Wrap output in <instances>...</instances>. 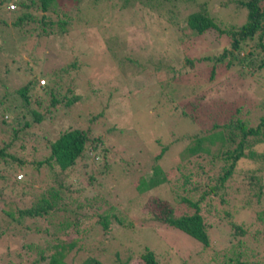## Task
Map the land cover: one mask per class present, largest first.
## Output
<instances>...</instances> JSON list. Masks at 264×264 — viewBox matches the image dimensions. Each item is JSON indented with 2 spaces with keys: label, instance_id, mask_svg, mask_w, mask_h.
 <instances>
[{
  "label": "rangeland",
  "instance_id": "1",
  "mask_svg": "<svg viewBox=\"0 0 264 264\" xmlns=\"http://www.w3.org/2000/svg\"><path fill=\"white\" fill-rule=\"evenodd\" d=\"M239 1L245 0H155L144 8L138 0H80L79 5L72 1V7L62 5L57 13H48L52 18L67 14L72 20L76 29L66 26L65 34L38 37L39 24L33 22L1 28L7 44L0 56L3 82L19 85L29 78V65H35L33 74L38 75L45 58L55 55L45 66L50 69L53 65L58 73H64L66 79L59 78L58 86L63 91L72 89L81 99L67 109L52 111L39 126L26 131V150L19 155L26 162L24 171L8 172L10 183L12 176L24 173L20 180L23 188L13 192L0 189L6 194L0 205V264H33L60 238L76 242L67 255L68 264H82L87 258L113 264L116 253L122 261L131 256L127 264H143L141 255L146 248L155 254L158 264L226 263L234 242L229 237L230 222L252 220V212L240 211L253 192L246 186L253 185L251 175L257 179L256 186H250L256 190L254 195L258 189L261 194L258 205L254 202L250 206L256 211L264 209V142L245 148L247 157L238 161L225 190L201 203L200 213L211 226L207 249L185 233L157 224L142 210L157 196L181 214L187 211L181 198L196 202L203 190L209 191L207 186L215 184L220 163H211L206 152L190 155L187 147L210 127L212 119L225 123L237 106H242L240 113L247 116L246 111L253 110L264 97V78L254 76L242 64L229 69L216 67L210 79V63L197 59L218 55L229 46V38L208 31L197 39L187 25L188 16L203 11L222 29L239 27L246 20V9ZM28 11L41 13L34 8ZM10 17L11 12L0 7V18L6 22ZM54 23L58 28L57 20ZM202 93L207 96L206 103L199 99ZM214 99L224 111L211 116L207 105ZM260 112L252 111L251 126L255 113ZM76 128L91 129L92 136L103 143L95 157L88 155L77 162L65 178L70 191L63 204L42 218H25L21 223L4 215L2 210L38 206L52 181L47 169L37 173L30 164L35 154L37 159L46 154V142L54 141L59 131ZM164 147L166 151L156 160ZM250 152L255 155L249 156ZM155 167L164 172L166 181L139 192L140 182L152 176ZM185 177L191 183L182 185ZM192 185L199 190H191ZM231 209H239L244 218L237 213L226 216V212H234ZM105 214L111 222L108 231L96 223ZM114 215L131 226L114 223ZM250 228L243 238L249 249L246 254L264 260L263 228Z\"/></svg>",
  "mask_w": 264,
  "mask_h": 264
},
{
  "label": "trees",
  "instance_id": "2",
  "mask_svg": "<svg viewBox=\"0 0 264 264\" xmlns=\"http://www.w3.org/2000/svg\"><path fill=\"white\" fill-rule=\"evenodd\" d=\"M36 1V0H35ZM73 2H77L75 5H79L80 0H0V7L5 6L8 12H11L10 21L0 18V56L1 50L5 49L6 40L5 32L1 28H9L10 26L18 27L19 24L25 22H33L39 24V30L37 36L48 38L49 35L65 34L66 26H71L72 20L65 14L64 18H60V14L56 15V18H52L48 15L49 12L57 13V10L67 6L72 7ZM83 1V0H81ZM140 5L148 7L149 2L155 0H138ZM168 1V0H166ZM240 6L246 9V20L239 27H230L222 29L215 24L212 18L205 15V12L198 11L191 14L187 18V25L189 30L193 33L194 37L199 39L205 37L208 31L217 32L218 37L225 36L229 38V46L221 50L217 55L199 57L197 60L201 62L210 63V79L213 78L216 67L218 68H231L235 64H242L251 70L254 76H260L264 78V1L263 0H245L238 2ZM14 5V10H9V6ZM17 8V10H16ZM31 8L40 10L38 14L30 12ZM67 8V9H68ZM63 13V12H62ZM57 20L58 28L54 25V21ZM49 54V52H46ZM49 58H55V55H48L43 63V67H39L40 73L33 74L34 67L29 65V78L19 82V85H12L3 82L4 79L0 78V189L3 187L8 188L9 192H13L18 188H23L20 180L24 179V173L18 174L16 177L12 176V182H9L8 172L24 171L26 162L20 158L22 151L26 148L23 144L24 136L27 130H31L35 125H40L43 122L47 114L52 111H58L61 109H67L75 102L81 99L80 96H76L72 89L63 91L59 86V78L66 79L64 73H58L57 67L50 65V69L46 67V63ZM189 63L190 60H187ZM38 66V65H37ZM251 74V75H252ZM38 77H37V76ZM64 75V76H63ZM64 78H63V77ZM258 77V78H260ZM207 96L202 93L199 96L203 102L206 103ZM213 103L208 104L210 115L222 114V107L218 105L217 99H214ZM43 113L39 109L43 108ZM256 108V109H255ZM242 106H237L234 110L235 113L228 117L225 123H214V119L208 124L210 127L205 129L202 134L197 135L200 137L194 138L192 145L187 147V153L190 155L206 152L207 156H210L211 163L219 162V171L215 175V184L213 186H207L209 191L203 190L202 195L194 202L190 198H181L180 202L187 211L181 214H177L175 207L168 201H165L157 196L150 198L142 210L148 218L160 225L175 228L192 239L199 242L204 249L210 247V237L208 234V228L211 227L205 221L200 213L201 203L205 202L206 197L209 195L217 196L220 192L225 190V184L235 175V169L238 161L241 158L247 157L244 150L254 144H260L264 142V97L257 100L255 107L249 108L246 111L247 116H243L240 112ZM254 110H260L261 112L254 118V125L251 123V113ZM45 113V114H44ZM240 113V115H239ZM185 116L190 117L187 112L183 113ZM245 114V113H244ZM250 116V117H249ZM91 129H66L59 131L57 138L54 141L48 140L46 142V154L41 153V158L35 154L34 160L31 164L35 171H39L41 168L47 169L49 179L52 181V186L45 190V197L41 200L37 207L27 210H15L14 212L4 211V215L11 217L17 223H21L25 218H42L46 216L51 210L58 209L62 204L67 192L70 191V184L67 185L65 178L68 174L72 173L73 168L77 162L93 155L99 149L98 145H102V139L99 137H93ZM33 149H36L34 146ZM216 149V150H215ZM213 150V151H212ZM166 151V147L162 148L160 153L156 155V160L161 159L162 155ZM43 155V157H42ZM103 155V153L101 154ZM255 153L250 152L249 156H253ZM97 156V155H96ZM108 167V164H106ZM202 168V167H201ZM200 168V169H201ZM203 171V170H202ZM39 173V172H37ZM18 176H21L17 180ZM92 179V178H91ZM189 177H185L184 184L191 183ZM44 181V180H43ZM93 181V179H92ZM165 180V174L159 168L155 167L147 180L140 182L138 186L139 192L153 189L163 183ZM189 181V182H188ZM249 181L256 186L257 179L251 175ZM8 183L11 185L9 186ZM253 186L248 184L246 186ZM249 186V192H252L248 196L245 205L241 207L240 211L252 212V220L249 223H237L230 222L229 237L234 240L230 246V254L227 257L225 264H262L264 260L261 257L250 258L246 252L249 250L243 238L250 231L251 226H262V234L264 235V209L256 211V208L250 206L252 203L259 199L258 195L261 194V190L258 189L257 195H254L255 189ZM262 186V185H261ZM198 186H190L193 191H198ZM5 192H0V205L4 204L3 198ZM8 194V193H7ZM254 196V198H252ZM264 196V195H263ZM258 205V203H257ZM234 212H226V216L237 213L239 218H244L240 214L239 209H231ZM14 214L17 215L15 218ZM109 214L99 216L97 224H100L104 231L110 229ZM115 220L114 223H118L121 227L127 226L124 219L118 218L117 215L112 216ZM73 226L76 224L73 222ZM249 228V229H248ZM28 231L31 229L26 227ZM258 229L254 227V232ZM2 231H0L1 235ZM59 240V242H58ZM227 240V239H226ZM225 240V242H226ZM224 242V243H225ZM76 242H62V238L57 239V243L52 244L49 247L48 253H42L33 264H68L66 262L67 255L75 247ZM255 255V254H253ZM131 256H128L125 261L119 258V253L115 254L113 264H127ZM143 264H158L157 258L153 252L147 248L141 255ZM82 264H103L96 258H87Z\"/></svg>",
  "mask_w": 264,
  "mask_h": 264
},
{
  "label": "built area",
  "instance_id": "3",
  "mask_svg": "<svg viewBox=\"0 0 264 264\" xmlns=\"http://www.w3.org/2000/svg\"><path fill=\"white\" fill-rule=\"evenodd\" d=\"M8 9H9V10H14V9H15V6H14V5H11V6H9ZM20 177H21V176H18V179H20Z\"/></svg>",
  "mask_w": 264,
  "mask_h": 264
}]
</instances>
